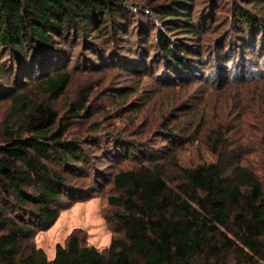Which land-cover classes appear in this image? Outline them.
<instances>
[{
    "label": "trees",
    "instance_id": "trees-1",
    "mask_svg": "<svg viewBox=\"0 0 264 264\" xmlns=\"http://www.w3.org/2000/svg\"><path fill=\"white\" fill-rule=\"evenodd\" d=\"M127 1L0 0V100L9 99L19 116L16 130L6 122L0 133V264H264V150L257 163L233 152L227 164L224 148L215 147V162L179 166L173 184L159 164L120 171L114 187L123 206L116 213L121 233L107 250L73 232L50 259L32 240L53 225L66 198L87 192L66 176L84 172L79 163L88 155L58 126L52 101L72 77L67 58L55 50L76 32L102 36L103 29H122ZM159 9L166 28L196 33L185 8ZM179 16L187 17L182 26ZM245 16L242 23L252 21ZM158 46L167 59L178 49L188 52L162 29ZM242 81L247 92L240 103L254 114L264 107V90L253 98L252 82Z\"/></svg>",
    "mask_w": 264,
    "mask_h": 264
},
{
    "label": "rangeland",
    "instance_id": "rangeland-1",
    "mask_svg": "<svg viewBox=\"0 0 264 264\" xmlns=\"http://www.w3.org/2000/svg\"><path fill=\"white\" fill-rule=\"evenodd\" d=\"M125 7L122 29L76 32L55 50L72 77L52 101L58 126L66 139L79 140L88 160L79 163L84 172L66 173L87 192L66 198L53 225L32 237L50 259L73 232L101 251L121 233L114 187L120 171L159 164L173 184L179 166L215 162V147L224 148L227 164L233 152L257 163L264 150V107L252 114L240 103L242 80L252 82L253 98L264 90V79L257 81L264 77V0H128ZM176 7L191 15L195 34L165 27L159 8ZM245 14L252 21L242 23ZM179 18L184 25L187 17ZM160 29L188 52L167 59ZM11 112L10 100H0V133L6 122L18 128ZM48 163L65 171L58 161Z\"/></svg>",
    "mask_w": 264,
    "mask_h": 264
}]
</instances>
